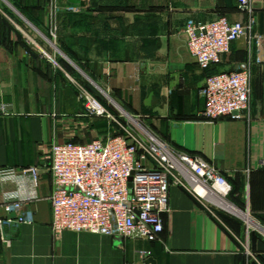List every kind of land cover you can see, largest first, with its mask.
I'll return each mask as SVG.
<instances>
[{
  "label": "crops",
  "instance_id": "0c3cea01",
  "mask_svg": "<svg viewBox=\"0 0 264 264\" xmlns=\"http://www.w3.org/2000/svg\"><path fill=\"white\" fill-rule=\"evenodd\" d=\"M255 2L264 37V0ZM219 17L245 19L237 0H0V172H16L0 176V216L18 198L34 213L32 225L7 230L0 264H264V64L251 71L247 118L206 121V78L235 70L254 47L238 40L201 70L183 32ZM77 85L123 123L217 169L231 185L232 210L171 186L159 242L73 232L54 240L50 146L114 134L106 119L85 114ZM32 166L43 168L37 187L20 174Z\"/></svg>",
  "mask_w": 264,
  "mask_h": 264
},
{
  "label": "built area",
  "instance_id": "2783aa9c",
  "mask_svg": "<svg viewBox=\"0 0 264 264\" xmlns=\"http://www.w3.org/2000/svg\"><path fill=\"white\" fill-rule=\"evenodd\" d=\"M255 0H237V11L244 21L230 22L226 17L205 23L186 24V48L201 70H208L228 54L231 45L245 40L248 60L235 70L210 75L201 90L202 117L245 119L249 115L251 71L264 64V37L255 32ZM77 96L89 118L106 119L112 135L86 144H52L46 156V171L51 177L50 227L54 240L65 232L88 233L122 240L159 242L163 232L162 214L168 210L169 187L182 188L197 200L209 197L227 204L230 183L217 169L197 155L177 151L157 136L140 129L125 116L113 115L96 97L77 85ZM138 128V129H137ZM36 166L20 174L39 185ZM45 169V168H44ZM16 172L5 170L0 176L12 178ZM29 198H18L1 207L0 242L10 244L7 230L34 223ZM145 259L148 253L139 251Z\"/></svg>",
  "mask_w": 264,
  "mask_h": 264
},
{
  "label": "bare ground",
  "instance_id": "6f19581e",
  "mask_svg": "<svg viewBox=\"0 0 264 264\" xmlns=\"http://www.w3.org/2000/svg\"><path fill=\"white\" fill-rule=\"evenodd\" d=\"M211 198H213V197H211ZM224 206H228V205H227V204H223V205H222V207L224 208ZM226 208H227V209H229V210H232V209H231V207H229V206H228V207H226ZM238 214H239V213H238ZM241 217H243L245 220H247V221H248V218H247V216H246V215H242V214H241Z\"/></svg>",
  "mask_w": 264,
  "mask_h": 264
},
{
  "label": "water",
  "instance_id": "95a60500",
  "mask_svg": "<svg viewBox=\"0 0 264 264\" xmlns=\"http://www.w3.org/2000/svg\"><path fill=\"white\" fill-rule=\"evenodd\" d=\"M144 264H155V261L152 259H147Z\"/></svg>",
  "mask_w": 264,
  "mask_h": 264
},
{
  "label": "rangeland",
  "instance_id": "374dc122",
  "mask_svg": "<svg viewBox=\"0 0 264 264\" xmlns=\"http://www.w3.org/2000/svg\"><path fill=\"white\" fill-rule=\"evenodd\" d=\"M137 127H139L140 129H144V130H146L143 126H140L139 124L137 125V124H135ZM138 129V128H137ZM90 140H89V138H88V140H87V142H89ZM248 217V216H247ZM249 218V217H248ZM250 220V219H249ZM248 222V221H247ZM248 223H251V221H249Z\"/></svg>",
  "mask_w": 264,
  "mask_h": 264
}]
</instances>
